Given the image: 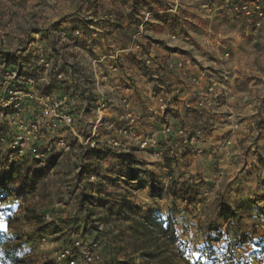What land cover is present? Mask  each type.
<instances>
[{
    "label": "rangeland",
    "instance_id": "rangeland-1",
    "mask_svg": "<svg viewBox=\"0 0 264 264\" xmlns=\"http://www.w3.org/2000/svg\"><path fill=\"white\" fill-rule=\"evenodd\" d=\"M126 1L0 0V47L12 49L36 41L45 45L49 30L90 17L96 18L105 32L95 46L127 47L138 16L151 12L147 21L151 36L143 41L159 63L158 79L141 68L150 98L144 108L140 104L141 122L136 130L141 135L136 140L125 139L118 148L108 145V139L125 123L118 113H112L106 115L105 126L99 124V138L91 145L89 130L99 115L93 111L94 104H88L77 117L87 144L72 141V150L44 161L27 153L13 169L12 162L0 153V179L5 180L1 230L10 237L7 247L17 248L18 255L17 261L7 264H46L78 233L99 240L105 264H264V137L254 148L243 147L236 157V152L229 154L233 148L228 147V134L231 139L237 129L232 125L221 138L216 137L215 141L221 142L208 157L205 154L211 150L180 147L183 141L179 137L167 144L163 130L170 118L161 110L150 111V106L169 101L167 94L172 92L165 79L172 71L166 55L187 54L191 62L201 64L197 49L203 47L196 40L197 32L217 36L213 42L223 56L221 62H213L206 50L209 63L205 69L216 78L209 91L240 70L250 73L256 88L264 90V16L257 25L242 12L231 13L220 1L215 11L220 20L216 22L205 15L199 0H132L126 23L119 13ZM259 3L264 12V0ZM224 30L238 35L237 46L223 37ZM155 31L169 32V39L157 38ZM172 34L181 37L178 42L172 41ZM233 55L238 61L243 58L244 65L236 63ZM246 56L253 65H247ZM127 63L136 76V66L141 65L132 57ZM136 87L142 95L138 83ZM141 138L154 143L142 148ZM173 150L180 151L175 159L171 158ZM243 155L249 159L238 163ZM84 196L85 208L81 202ZM223 200L236 209L237 216L230 220L219 217ZM98 225H103V230ZM7 247L3 246L1 253Z\"/></svg>",
    "mask_w": 264,
    "mask_h": 264
},
{
    "label": "built area",
    "instance_id": "built-area-1",
    "mask_svg": "<svg viewBox=\"0 0 264 264\" xmlns=\"http://www.w3.org/2000/svg\"><path fill=\"white\" fill-rule=\"evenodd\" d=\"M220 1L231 13L242 12L260 25L264 12L259 0H199L205 15L216 22L220 20L215 12ZM151 15L147 12L138 16L136 31L127 47L95 46L105 32L93 17L49 30V43L47 40L45 45L36 41L17 49L0 47V153L12 163L27 153L44 161L60 151L72 150V141L87 144L77 117L83 115L88 104H94L93 111L99 115L89 130L87 139L92 140L91 145L99 138V126L108 122L106 115L112 113H118L125 123L108 139V145L118 148L125 139L136 140L141 135L136 130L141 122V91L136 87L135 74L127 67V59L132 57L141 65L136 66L139 73L142 68L158 79V60L143 41L151 36L147 29ZM180 38L171 35L173 42ZM198 104L203 109L211 108L213 100L205 96ZM159 110L174 112L167 100L157 107L150 106L153 113H160ZM177 121V126L172 122L164 125V140L171 145L179 137L184 143H191L186 122ZM139 143L143 148L154 142L141 138ZM179 152L173 150L171 158L178 157ZM98 229L103 230V225H98ZM46 264H105V257L98 239L78 233Z\"/></svg>",
    "mask_w": 264,
    "mask_h": 264
},
{
    "label": "crops",
    "instance_id": "crops-1",
    "mask_svg": "<svg viewBox=\"0 0 264 264\" xmlns=\"http://www.w3.org/2000/svg\"><path fill=\"white\" fill-rule=\"evenodd\" d=\"M131 2L132 0H127L125 5H123L124 7H122L123 12H119L121 18L125 19L126 23L129 19V7L127 6L129 3L131 4ZM214 29V33L217 34V28ZM225 30L224 32L226 33H224L223 37H225L226 40L229 38L234 43V46H237L238 37L236 36L238 35H235L234 32L230 33L231 30ZM155 34H157V38L159 36L166 40L169 39V32L167 33V31L156 32ZM216 37L217 36H213L209 32H197L196 40H198L203 47V49H197L198 60L201 61V64L191 62L187 54L179 53L180 57L174 56L173 53L170 54L171 56L166 55V58L170 57L169 60H167L172 68V71L170 70L171 72L165 76L172 90V92H169L167 95L169 103L174 109V112L172 111V114L168 113L167 117H169L170 121L176 124V126L179 124L177 121L178 119H184L187 126L191 129L192 144L181 142L180 147L196 146L200 147L202 151L211 150V152L205 154L206 156L208 155V157L212 156L218 148V146L215 147L219 141V139L215 141V139H217L216 137L220 136L221 138L222 133L230 131L232 125H237V129L233 130L234 132L231 134V139L230 134H228L229 140H231L230 144L232 145L228 147L229 149H231V147L233 148V150H229V154L231 152L232 154L236 152V157H239L241 153H243V147L251 146L254 148L260 144V139L263 142L264 126L261 122H264V90L262 87L260 89L256 88L255 78H253L250 73L240 70L237 75L232 76L227 82H220L218 87L214 88L213 91H209L211 82L216 78L213 74H210V70L205 69V66L209 63L205 58V54L209 51L212 54L213 62H221V60H223L220 50L213 42ZM185 47H187V45ZM235 57L236 55L232 56V58ZM233 61H235V59H233ZM243 61L244 59L241 58L239 61L237 60L236 63L243 66ZM246 62L247 65L249 62L253 65L252 59L248 56H246ZM141 74L142 73L138 72L136 78L138 85L143 90L140 104L142 103L144 108L147 104L146 101L150 97L145 90L148 86L144 80L145 76ZM242 83L243 85H241ZM223 91H225V93H223ZM205 96L213 100V106L211 108L203 109L199 106V101L205 98ZM174 114H177V117ZM228 117L231 120H229ZM226 118L228 121H226ZM223 140L225 141L224 138H222V142ZM219 142H221V140ZM245 157L249 159L248 156L243 155L238 159V163L244 162Z\"/></svg>",
    "mask_w": 264,
    "mask_h": 264
},
{
    "label": "trees",
    "instance_id": "trees-1",
    "mask_svg": "<svg viewBox=\"0 0 264 264\" xmlns=\"http://www.w3.org/2000/svg\"><path fill=\"white\" fill-rule=\"evenodd\" d=\"M16 165H17L16 162L12 163L11 165L12 169L13 167H16ZM4 182H5L4 179H0V189H1L0 200L5 199L4 195L2 194V192L5 189ZM85 200H87L86 196H84L83 200L81 201L84 208H85V205H84ZM218 214L221 219L230 220L234 218L235 216H237V211L236 209L232 207L231 204L223 200L220 204ZM9 241H10V237L8 236V234L5 231L0 229V261L3 264H7L9 260L17 261L18 259L17 248L13 249V248L7 247ZM241 243H243V241H240V244ZM3 246H6L7 248L5 249L3 253H1V249Z\"/></svg>",
    "mask_w": 264,
    "mask_h": 264
},
{
    "label": "snow or ice",
    "instance_id": "snow-or-ice-1",
    "mask_svg": "<svg viewBox=\"0 0 264 264\" xmlns=\"http://www.w3.org/2000/svg\"><path fill=\"white\" fill-rule=\"evenodd\" d=\"M4 228V225L3 224H0V229H3Z\"/></svg>",
    "mask_w": 264,
    "mask_h": 264
}]
</instances>
